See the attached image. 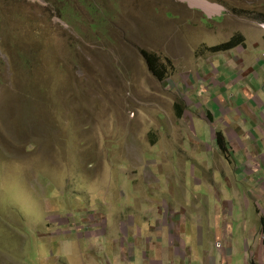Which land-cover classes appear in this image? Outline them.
<instances>
[{"label": "rangeland", "instance_id": "rangeland-1", "mask_svg": "<svg viewBox=\"0 0 264 264\" xmlns=\"http://www.w3.org/2000/svg\"><path fill=\"white\" fill-rule=\"evenodd\" d=\"M87 1L96 24L83 0L60 5L68 19L45 0H0V264L177 248L181 264L205 249L245 264L240 198L222 170L264 153V0ZM236 34L244 44L211 50ZM144 52L165 63L163 79ZM236 173L243 191L264 166Z\"/></svg>", "mask_w": 264, "mask_h": 264}, {"label": "crops", "instance_id": "crops-1", "mask_svg": "<svg viewBox=\"0 0 264 264\" xmlns=\"http://www.w3.org/2000/svg\"><path fill=\"white\" fill-rule=\"evenodd\" d=\"M258 126H260L261 130H264V113L262 122ZM251 160L253 163L250 167L249 165L251 164ZM262 166H264V153L258 152L257 154L255 153V155L248 157L247 163L244 164V170L239 168L237 171L241 176H251L258 169L260 171ZM222 171H226V174L223 173L222 175L225 177L224 181L229 185V189L232 188L235 192H237V194H239L237 197L240 198V209L236 216L243 218L240 224H243L244 253L246 255L245 264H264V176L260 175L259 178H253L254 184L252 186L245 187L243 191H241L239 185L235 183L237 176L236 169L231 168L230 170L225 169ZM246 172L247 175L244 174ZM229 175L231 176V179L228 180L227 178ZM250 180L251 179L248 177H244L242 181L248 182ZM234 187H236L237 190H235ZM225 201H227V203L224 205L223 213L225 215L224 217L226 218L227 213L229 212L228 207L231 201L226 199ZM250 209L253 210V214L249 212ZM160 224L163 227L165 226L166 222L163 223V221L160 220ZM222 233L223 231L217 234V237H220ZM167 237L171 242H173L174 232H171ZM146 253L147 250L139 253L129 250L126 255L122 256L120 264H181L183 261L181 257L186 254V251H182L179 248L176 250L170 249L169 251H161L158 249L155 257L156 260H150L146 258L148 256ZM228 253H231V251L228 250ZM221 255L224 258L226 252L221 250ZM198 256L200 255H194L189 264H197L198 262L199 264L216 263V257L212 256L208 249L204 250L202 256Z\"/></svg>", "mask_w": 264, "mask_h": 264}, {"label": "trees", "instance_id": "trees-1", "mask_svg": "<svg viewBox=\"0 0 264 264\" xmlns=\"http://www.w3.org/2000/svg\"><path fill=\"white\" fill-rule=\"evenodd\" d=\"M48 5L51 8L54 9H58L59 10V14L61 16H63V18L68 19L69 17V12L66 10V6H63V8L60 6L61 4L64 3L65 0H45ZM87 0H83L82 4L83 6H86V8L89 10V12L91 11V14L94 17V21L97 20V18L99 19H103L104 17L101 15V9H97L96 7H93L92 5H88V1ZM91 8V10H90ZM96 24V21L95 23ZM41 35V34H38ZM245 39L242 35L240 34H236L234 36H232L228 41L221 43L217 46H213L211 47V50L213 51H223V50H230L238 45H242L244 44ZM146 60L148 61V64L151 68V70L154 72V74L160 78L163 79L164 78V70H165V63H162L159 58V56L155 53V52H144ZM30 60V58H29ZM44 94L47 93V91L45 89H43ZM215 141L218 145V147L220 148V150H224L227 151V140L225 138V135L223 133L222 130H217L215 132ZM226 153V152H225Z\"/></svg>", "mask_w": 264, "mask_h": 264}, {"label": "bare ground", "instance_id": "bare-ground-1", "mask_svg": "<svg viewBox=\"0 0 264 264\" xmlns=\"http://www.w3.org/2000/svg\"><path fill=\"white\" fill-rule=\"evenodd\" d=\"M194 2H197V4H202L203 7L204 6H206V7L213 6L212 4L208 3V1H204V0L203 1H201V0H194ZM214 7H215L216 10H220V8H221L218 4H215Z\"/></svg>", "mask_w": 264, "mask_h": 264}, {"label": "clouds", "instance_id": "clouds-1", "mask_svg": "<svg viewBox=\"0 0 264 264\" xmlns=\"http://www.w3.org/2000/svg\"><path fill=\"white\" fill-rule=\"evenodd\" d=\"M224 133V132H223ZM218 242H220L219 240L216 242V245L217 246H221L222 244H221V242H220V245H218Z\"/></svg>", "mask_w": 264, "mask_h": 264}, {"label": "built area", "instance_id": "built-area-1", "mask_svg": "<svg viewBox=\"0 0 264 264\" xmlns=\"http://www.w3.org/2000/svg\"><path fill=\"white\" fill-rule=\"evenodd\" d=\"M218 245H220V242H218Z\"/></svg>", "mask_w": 264, "mask_h": 264}]
</instances>
